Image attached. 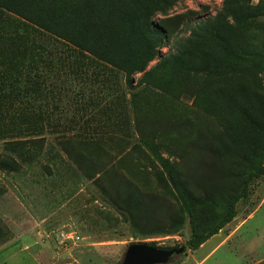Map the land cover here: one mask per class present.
<instances>
[{
    "label": "rangeland",
    "instance_id": "374dc122",
    "mask_svg": "<svg viewBox=\"0 0 264 264\" xmlns=\"http://www.w3.org/2000/svg\"><path fill=\"white\" fill-rule=\"evenodd\" d=\"M87 2L67 8L94 54L0 9V264H118L131 244L185 247L172 264H264V177L187 248L192 220L223 217L255 167L264 0ZM27 130L35 145L7 143Z\"/></svg>",
    "mask_w": 264,
    "mask_h": 264
},
{
    "label": "trees",
    "instance_id": "16d2710c",
    "mask_svg": "<svg viewBox=\"0 0 264 264\" xmlns=\"http://www.w3.org/2000/svg\"><path fill=\"white\" fill-rule=\"evenodd\" d=\"M83 0H0V9H3L20 20L31 26L41 30L51 36H54L69 44L80 46L86 51L94 54V46L90 37L80 36L79 29L71 20V11L67 7L75 9L76 6H89V2L82 3ZM112 0H94L91 3L93 7L105 6ZM130 2L131 0H123ZM168 0H154L155 5H161ZM35 29V31H36ZM30 61H33L31 59ZM233 63L249 64L250 61L244 57L233 58ZM23 81H20L22 83ZM33 130H27L23 137L10 140L7 143L24 145H35L36 142L33 135ZM256 163L252 172L245 179L241 191L228 204L226 214L219 218L211 225L200 226L197 222V217L192 220L193 234L187 242V248L190 251L198 250L205 242L216 236L225 226L232 222L236 216V205L241 200L248 196L249 185L254 181L264 177V137L259 148L255 150ZM172 190L168 191V195L172 198H177L183 203L186 208V213L191 212L188 209V203H196L187 190L176 180H171ZM121 210L122 213H128L127 206L129 202L126 200H118L113 202ZM149 246V245H148ZM152 247V246H150ZM155 248V247H153ZM161 250V249H160Z\"/></svg>",
    "mask_w": 264,
    "mask_h": 264
},
{
    "label": "water",
    "instance_id": "95a60500",
    "mask_svg": "<svg viewBox=\"0 0 264 264\" xmlns=\"http://www.w3.org/2000/svg\"><path fill=\"white\" fill-rule=\"evenodd\" d=\"M185 247L160 250L146 244H131L118 264H172L184 255Z\"/></svg>",
    "mask_w": 264,
    "mask_h": 264
},
{
    "label": "built area",
    "instance_id": "2783aa9c",
    "mask_svg": "<svg viewBox=\"0 0 264 264\" xmlns=\"http://www.w3.org/2000/svg\"><path fill=\"white\" fill-rule=\"evenodd\" d=\"M59 241L62 245L69 246L75 244L78 241V237H76L73 233L61 232L59 234Z\"/></svg>",
    "mask_w": 264,
    "mask_h": 264
}]
</instances>
